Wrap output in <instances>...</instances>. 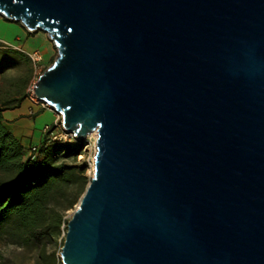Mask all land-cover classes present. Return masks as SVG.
Returning <instances> with one entry per match:
<instances>
[{
	"label": "water",
	"instance_id": "1",
	"mask_svg": "<svg viewBox=\"0 0 264 264\" xmlns=\"http://www.w3.org/2000/svg\"><path fill=\"white\" fill-rule=\"evenodd\" d=\"M57 50L33 84L93 176L63 264H264V0H0Z\"/></svg>",
	"mask_w": 264,
	"mask_h": 264
},
{
	"label": "trees",
	"instance_id": "2",
	"mask_svg": "<svg viewBox=\"0 0 264 264\" xmlns=\"http://www.w3.org/2000/svg\"><path fill=\"white\" fill-rule=\"evenodd\" d=\"M53 62V61H52ZM12 65L24 67V77L14 83L12 92L0 90V230L18 242L39 246L43 264H55L54 254L45 245L67 224L66 210L73 207L88 181L87 165L76 163L81 143H59L43 137L36 155H25L21 143L5 127L3 111L19 106L31 74L29 56L19 50L0 46V79ZM67 230V226H66Z\"/></svg>",
	"mask_w": 264,
	"mask_h": 264
},
{
	"label": "rangeland",
	"instance_id": "3",
	"mask_svg": "<svg viewBox=\"0 0 264 264\" xmlns=\"http://www.w3.org/2000/svg\"><path fill=\"white\" fill-rule=\"evenodd\" d=\"M14 26L17 24L22 29L24 27L19 22L9 21ZM25 30V29H24ZM11 31V30H10ZM38 34H43L47 46H48V52L44 51L40 46L33 44L34 37ZM30 35V49L27 47H23L25 40ZM0 46L6 47V48H13V49H19L23 52H25L27 55L28 53H31L33 50L38 49L41 53V71L40 74L52 63L55 56L57 55V50L54 47L52 41L49 39L46 33L42 31H34V32H27V36L25 39H13L12 41H8L7 43H3L0 41ZM31 63V74L28 78V81L24 88L25 98L29 99L28 96V88L31 86L35 70ZM24 77V67L22 65H12L10 66L5 73V78L0 79V90L2 93L12 92L14 89V83L15 81L19 80V78ZM36 110L39 109V106H35ZM49 110L52 114L54 112L50 109ZM91 142L93 141V137H90ZM39 144L38 142H34L32 145ZM91 144V143H90ZM28 147L25 149V155H29L28 153ZM89 150L86 153H81V155H78L76 158V163H85L86 159L89 155H93L94 149L91 145L88 146ZM83 151V149H82ZM82 156V157H79ZM85 175L87 176L88 181L93 176V169H91L90 166H87V169L85 171ZM83 192L80 194L78 200L73 205L72 208L68 209L64 213V218L66 220H69L74 209L76 208L77 203L80 200V197L82 196ZM66 226L67 224L61 225V233L59 236H57L55 239H53L51 242H47L45 245V252L46 253H52L54 254V259L57 257L58 253L61 251V247L63 245L65 233H66ZM64 232V235H63ZM0 264H43V260L39 257V246L38 245H28V244H22L18 242L14 237L10 236L7 233V227H3L0 230Z\"/></svg>",
	"mask_w": 264,
	"mask_h": 264
},
{
	"label": "crops",
	"instance_id": "4",
	"mask_svg": "<svg viewBox=\"0 0 264 264\" xmlns=\"http://www.w3.org/2000/svg\"><path fill=\"white\" fill-rule=\"evenodd\" d=\"M24 29L17 24L13 26L9 20L0 15V41L3 43L8 44V41L13 39H25L27 32L30 31ZM33 44L48 52L47 42L43 34L36 35ZM23 47L30 49V35L25 40ZM35 106L33 102L26 98L22 100L18 107L5 110L2 113L5 127L21 143L24 150L34 142L39 144L42 142L44 137L43 127L52 122L54 118V114L49 110L40 108L36 110ZM30 110L34 113H30Z\"/></svg>",
	"mask_w": 264,
	"mask_h": 264
},
{
	"label": "built area",
	"instance_id": "5",
	"mask_svg": "<svg viewBox=\"0 0 264 264\" xmlns=\"http://www.w3.org/2000/svg\"><path fill=\"white\" fill-rule=\"evenodd\" d=\"M28 56L32 62V65L34 67L35 70V75H34V79L33 82L31 84V86L28 88V96H29V100L31 102H33V104L38 105L40 109H50L54 112V118L52 120V122L46 124L43 127V134L44 137L47 139V141H52V142H59V143H72L74 141H77L74 137V135L72 133H69L63 126V122H62V116L55 112L47 103L40 101L36 98L34 91H33V84L34 82L38 79L39 75H40V71H41V65H40V61H41V53L38 49L33 50L31 53H28ZM30 113H34L32 110H30ZM95 140L96 138H93V141L91 142L90 137H88L85 141L84 146L82 147L83 149V153H86L89 148L88 146L91 145L94 149L93 155H89L86 159V165L90 166L92 168V166L94 167V154H95ZM91 143V144H90ZM39 145L40 144H36V145H30V147H28V153L31 156H34L37 154L38 150H39ZM81 155V154H79ZM82 157V156H79ZM64 235V232H63ZM55 264H63L62 260H61V256H60V252L58 253L57 257H56V263Z\"/></svg>",
	"mask_w": 264,
	"mask_h": 264
},
{
	"label": "bare ground",
	"instance_id": "6",
	"mask_svg": "<svg viewBox=\"0 0 264 264\" xmlns=\"http://www.w3.org/2000/svg\"><path fill=\"white\" fill-rule=\"evenodd\" d=\"M89 137L96 138V132H95V131H94V132H92V133L89 135ZM91 169H93V170H94V167L92 166V168H91ZM78 204H79V202L77 203L76 207L78 206Z\"/></svg>",
	"mask_w": 264,
	"mask_h": 264
}]
</instances>
